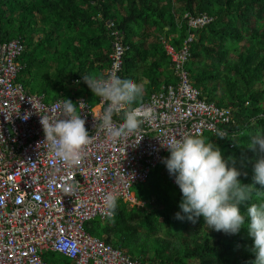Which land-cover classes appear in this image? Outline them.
I'll return each instance as SVG.
<instances>
[{
    "label": "trees",
    "instance_id": "obj_1",
    "mask_svg": "<svg viewBox=\"0 0 264 264\" xmlns=\"http://www.w3.org/2000/svg\"><path fill=\"white\" fill-rule=\"evenodd\" d=\"M186 13L215 19L196 32L188 70L202 98L230 109L235 119L229 128L234 138H202L217 145L226 160L233 158L234 166L246 173L240 181L252 185L259 154L248 148L250 136L264 131V0H0V41H25L20 81L31 91L46 95L47 101L66 98L75 103L87 97L96 104L99 97L74 82L89 75L105 78L113 47L107 23L115 21L128 49L120 77H131L143 89L128 105L133 109L163 86L175 84L164 38L173 36L169 40L176 47L187 40L188 24L178 23ZM258 84L261 88L255 90ZM254 188L252 200L240 205L242 213L264 201V186ZM134 192L143 205L118 201L115 217L96 219L87 232L141 264H252L246 228L226 235L208 229L202 217L176 219L182 195L165 166ZM61 257L48 253L44 258L48 264H75Z\"/></svg>",
    "mask_w": 264,
    "mask_h": 264
},
{
    "label": "built area",
    "instance_id": "obj_2",
    "mask_svg": "<svg viewBox=\"0 0 264 264\" xmlns=\"http://www.w3.org/2000/svg\"><path fill=\"white\" fill-rule=\"evenodd\" d=\"M214 20L192 13L178 19L180 25L188 24L189 37L180 47L164 41L176 82L135 107L142 120L139 133L113 140L100 119L105 102L76 99V114L85 120L92 140L74 166L57 158L44 142L40 122L41 117L65 118L63 99L47 101L46 95L29 92L20 81L25 41H0V264H48L44 258L48 253L75 264H141L89 234L86 226L115 217L106 206L107 193L116 196V203L136 201L135 187L165 166L162 161L169 153L164 146L173 137H217V132L226 134L217 137L222 140L236 136L229 129L235 124L233 112L202 98L188 70L196 32ZM107 28L113 47L104 79L121 76L128 50L117 23L109 21ZM74 86L89 88L83 80ZM128 110V105L122 107L113 121L122 122ZM70 184L76 186L74 191L67 187Z\"/></svg>",
    "mask_w": 264,
    "mask_h": 264
},
{
    "label": "clouds",
    "instance_id": "obj_3",
    "mask_svg": "<svg viewBox=\"0 0 264 264\" xmlns=\"http://www.w3.org/2000/svg\"><path fill=\"white\" fill-rule=\"evenodd\" d=\"M82 79L93 95L105 102L106 107L100 119L102 128L113 140L139 133L142 120L137 109L126 111L122 122L118 124L113 121V116L142 96L141 85L131 77L115 74L107 79L91 75ZM61 107L65 118L49 121L41 117L44 142L48 143L57 158L74 166L78 164L83 148L91 142L92 137L85 128V120L76 114L77 104L65 98ZM25 117L28 118L27 115ZM225 135L224 132H217L219 138L223 139ZM164 147L169 155L162 162L182 195L176 219L183 220L186 216L189 220H195L202 217L208 229L226 235H236L246 228L252 240V264H264V201L252 203L246 213L240 209L242 203L252 200L255 184L264 186V131L250 136L248 148L258 149L259 154L253 169L252 185H244L240 181L239 177L246 173L234 166L233 158L226 160L217 145L206 142L202 137H173ZM67 187L74 191L76 186L70 184ZM116 200L112 193L105 195L108 209L115 210Z\"/></svg>",
    "mask_w": 264,
    "mask_h": 264
},
{
    "label": "rangeland",
    "instance_id": "obj_4",
    "mask_svg": "<svg viewBox=\"0 0 264 264\" xmlns=\"http://www.w3.org/2000/svg\"><path fill=\"white\" fill-rule=\"evenodd\" d=\"M173 38V36H170L169 38H164V40H169V39H172ZM48 65L50 66V73L51 74H53L54 72H55V64H54V61H53V59H50L49 60V63H48ZM25 85V84H24ZM261 88V86H260V84H258V85H256V87H255V90H259ZM26 89L29 91V92H31L32 94H37V92L36 91H31V89H29L28 87H26ZM245 135H247V131H245ZM131 204L132 205H137V201H134V202H131ZM138 205L140 206V205H142L141 203H138ZM58 257L59 258H62L60 255H58ZM72 262V261H71Z\"/></svg>",
    "mask_w": 264,
    "mask_h": 264
},
{
    "label": "crops",
    "instance_id": "obj_5",
    "mask_svg": "<svg viewBox=\"0 0 264 264\" xmlns=\"http://www.w3.org/2000/svg\"><path fill=\"white\" fill-rule=\"evenodd\" d=\"M138 204V203H137ZM142 204V203H141ZM143 205V204H142ZM141 206V205H140Z\"/></svg>",
    "mask_w": 264,
    "mask_h": 264
}]
</instances>
